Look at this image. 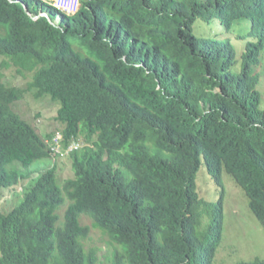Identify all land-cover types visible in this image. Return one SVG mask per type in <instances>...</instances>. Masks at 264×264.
I'll use <instances>...</instances> for the list:
<instances>
[{"label":"trees","instance_id":"obj_1","mask_svg":"<svg viewBox=\"0 0 264 264\" xmlns=\"http://www.w3.org/2000/svg\"><path fill=\"white\" fill-rule=\"evenodd\" d=\"M48 1L0 0V56L35 72L30 88L59 103L64 150L80 137L86 144L67 154L74 176L63 186L59 157L3 213V191L53 157L55 134L42 137L13 110L26 90L0 77V264H97V252L83 243L90 227L82 216L122 248L113 264H214L223 198L199 196L202 159L218 184L224 173L234 179L264 227V111L255 71L264 0H78V11L59 23L61 12ZM214 18L227 31L251 22L256 41L246 45L240 73L231 41L193 34L198 19Z\"/></svg>","mask_w":264,"mask_h":264},{"label":"rangeland","instance_id":"obj_2","mask_svg":"<svg viewBox=\"0 0 264 264\" xmlns=\"http://www.w3.org/2000/svg\"><path fill=\"white\" fill-rule=\"evenodd\" d=\"M193 34L200 39H217L231 41L236 50L237 65L233 68L235 73L241 72L242 57L249 42L256 39L251 36V22L244 19L237 21L230 31H227L220 19L214 18L210 22L198 19L193 25ZM256 73L261 76L258 91L261 95L260 109L264 111V52L261 55V65L256 67ZM35 72L22 71L12 61L0 56L1 81L9 87H18L26 90L23 98L15 102L13 110L24 120L33 125L42 137L48 134H58L62 125L56 120L59 103L54 102L50 96L37 97L35 90L30 88ZM55 137V135H54ZM82 137L76 142L85 146ZM78 144H74L77 146ZM63 146V144H62ZM58 158L45 159L32 166L30 180L23 181L15 188L5 189L1 200V211L5 214L11 212L23 200V193L27 186L38 176L41 171L59 164L57 173L60 185L74 176L72 162L66 152L59 154ZM196 175V190L201 198L208 202L218 203L223 198L224 232L222 242L217 249L214 264H238L253 262L256 259L264 261V227L254 216L249 208V199L234 179L227 173L223 174L222 185L208 173L204 160ZM71 201H66L58 209L61 220ZM210 219L205 217L204 225ZM81 224L90 227V234L84 240L85 248L95 250L98 256L97 264H113V255L122 248L114 244L110 237L102 230L95 228L94 222L87 216H82Z\"/></svg>","mask_w":264,"mask_h":264},{"label":"built area","instance_id":"obj_3","mask_svg":"<svg viewBox=\"0 0 264 264\" xmlns=\"http://www.w3.org/2000/svg\"><path fill=\"white\" fill-rule=\"evenodd\" d=\"M52 6L57 8L61 13L67 14V15H73L75 14L79 9V3L78 0H52ZM42 15L47 17V14L43 13ZM62 15H59L57 17V20H61ZM62 136L61 134H58L57 137L54 138L52 144H51V151L53 156H58L59 154H62L63 148H62ZM77 149L76 146L70 147L66 154H68L70 151Z\"/></svg>","mask_w":264,"mask_h":264},{"label":"clouds","instance_id":"obj_4","mask_svg":"<svg viewBox=\"0 0 264 264\" xmlns=\"http://www.w3.org/2000/svg\"><path fill=\"white\" fill-rule=\"evenodd\" d=\"M48 2H49V4L52 5V0H49ZM54 8H55V7H54ZM42 14H43V13H41L40 16H44V15H42ZM45 14H46V13H45ZM62 14H63V13H61L60 15H62ZM66 15H67V14H66ZM58 16H59V15H58ZM58 16H57V17H58ZM69 16H70V15H69ZM44 17H46V16H44ZM46 18L50 19L48 15H47ZM61 19H62V17H61ZM60 21H61V20H60ZM60 21H58L57 18H56V21H55V22H56V23H59ZM58 133H60V131H58ZM60 134H61V133H60ZM61 136H62V134H61ZM55 137H56V134H55ZM55 137H54V138H55ZM54 138H53V140H54ZM53 140H52L51 142H49L50 145H51V143L53 142ZM61 143H62V142H61ZM62 144H63V143H62ZM74 144H78V143H74ZM74 144H73L72 146H74ZM72 146H71V147H72ZM76 147H77V149H79V148H81L82 146H81L80 144H78ZM62 148H63V152H66V151H67V150H66V151L64 150V145L62 146ZM74 150H75V149H74ZM72 151H73V150H72ZM56 157L59 158V157H61V156H53V158H56Z\"/></svg>","mask_w":264,"mask_h":264}]
</instances>
